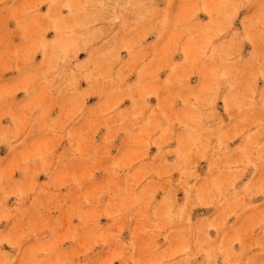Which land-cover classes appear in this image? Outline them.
Here are the masks:
<instances>
[{
  "label": "rangeland",
  "instance_id": "obj_1",
  "mask_svg": "<svg viewBox=\"0 0 264 264\" xmlns=\"http://www.w3.org/2000/svg\"><path fill=\"white\" fill-rule=\"evenodd\" d=\"M0 264H264V0H0Z\"/></svg>",
  "mask_w": 264,
  "mask_h": 264
}]
</instances>
